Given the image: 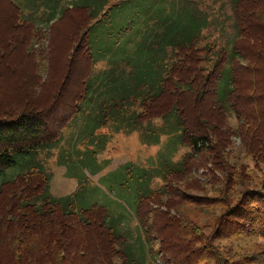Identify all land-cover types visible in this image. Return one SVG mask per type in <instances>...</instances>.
<instances>
[{
	"label": "trees",
	"instance_id": "16d2710c",
	"mask_svg": "<svg viewBox=\"0 0 264 264\" xmlns=\"http://www.w3.org/2000/svg\"><path fill=\"white\" fill-rule=\"evenodd\" d=\"M231 2L235 34L228 50L222 47L216 51L213 43L198 47L212 21L207 17L208 12L200 7L196 11L194 7L188 17L192 20L191 26H195L194 32L187 36L183 34L174 44L166 63L150 79L146 75L140 85L129 91L130 98H134L132 93H139L138 98L98 102L99 114L110 115L109 121L100 125L114 122L116 132H139L143 136L142 142L147 145L161 143V135L157 136L159 130L148 124L155 120L169 121L174 115L177 118L170 124L173 131L170 135L178 133L172 142L178 147L176 153L182 147L189 152L172 165L163 159V187L139 195L134 204L149 249L156 253L162 264H264V251L260 253L242 246L235 250L215 244L223 239L264 241V182L246 190L237 189L240 170L226 164L224 159L227 138L233 135L242 137L248 154L257 160L264 159V139L258 137L264 126V0ZM56 8L60 9L59 5ZM76 8L88 12L91 24L87 27L72 20L68 25L65 38L77 39V47L66 67L65 60L60 58V67L50 71L46 82L35 77L33 66L23 73L17 60L16 64L11 62L7 67L5 57L0 56V67L5 73L0 75V89L4 80L11 82L8 73L13 77L15 72L24 76V81H27L26 77L32 78L36 87L47 89L49 96L43 106L31 99L21 101L20 105L18 100L10 99L15 104L11 105L5 91H0V173L12 167L17 157L31 155L59 142L63 130L79 116L93 75L80 76L69 69L78 57L79 63L87 65L88 62L93 66L88 38L96 23L88 7ZM67 12L65 9L60 16V25ZM19 14L11 0H0V26L3 22L9 24L0 31V45L6 37L12 38L14 44L15 41L19 43V33L23 30L18 26ZM29 18L36 19V13L32 12ZM33 19L31 21L36 24ZM54 20L44 21L43 25L48 26ZM28 27L34 28L33 25ZM155 43L154 39L143 42V52L154 53L149 46ZM150 58H145L143 63L149 65ZM245 61L248 63L243 66ZM222 83H225L223 87ZM124 91L127 93L126 89ZM124 104H129L135 111H128L127 116L118 112L116 109L120 106L127 107ZM109 108L116 111L110 113ZM56 111L60 113L50 123L47 116ZM233 119L237 128L232 124ZM100 127L103 126H99V130ZM151 134L155 138H151ZM209 163L221 174L217 177L214 170L208 172L216 196L188 194L187 191L195 190L200 183L194 181L193 188L185 190L182 188L184 180L196 168L207 167ZM49 177L47 172L37 169L0 184V197H5V203L9 201L0 210V264H3V258L8 260L7 264L28 263L30 259L36 264H137L123 249L125 235L113 227L107 208L100 205L85 209L68 207L51 195ZM142 179L143 176L138 181ZM173 184H176L173 187L176 196L170 190ZM156 196H174L177 201L163 202L166 212L156 209L144 218L143 206ZM186 203L218 209L220 215H213L215 226L200 227L192 222L179 211Z\"/></svg>",
	"mask_w": 264,
	"mask_h": 264
},
{
	"label": "rangeland",
	"instance_id": "374dc122",
	"mask_svg": "<svg viewBox=\"0 0 264 264\" xmlns=\"http://www.w3.org/2000/svg\"><path fill=\"white\" fill-rule=\"evenodd\" d=\"M11 1L20 11L18 26H22L23 30L19 33V43L15 41L14 44L12 38L6 37L0 45V56L2 59L5 57L4 63L7 67L8 64H12L11 62L16 64L15 60L18 65L20 64V72L24 73L27 67L32 69L33 66L35 77H38L37 79L42 83L47 81L52 69L55 71L60 67V58L65 60L64 67H66L77 47V39L72 41L68 37L65 38L69 32L68 25L72 24V20L87 27L91 24L88 12L76 8V6H85L88 7L94 17L93 22L96 23L88 38L93 53V66L88 62L87 65L79 63L78 57L69 72L72 70L80 76L92 74L93 78L88 94L82 102L79 116L63 130L62 139L53 146L40 149L31 155L17 157L12 167L0 173V184L29 171L38 169L47 172L50 176V193L54 199H59L68 207L77 209H85L93 205L107 208L113 227L125 235L126 245L123 249L131 259L137 264H162L161 259L155 256L156 253L149 249L144 230L140 227L135 214L134 204L139 195L163 187L164 182L161 177L163 159L172 165V162L181 160L189 152L187 148L182 147L176 153L178 147L172 142L177 139L178 133L170 135L173 132L170 124L175 123L177 118L174 115L170 116L172 119L169 121L155 120L152 124L144 123L155 126L159 130L157 136L161 135L159 145H147L142 142L143 136L139 132H116L114 122L100 125L107 123L110 115L105 117L104 114H99L98 102L131 101L138 98L139 93H132L134 98H130L129 91L140 85L146 75L150 79L160 66L166 63L174 44L183 34L187 36L194 32L195 26H191L192 20L188 19L189 13H192L190 10L194 7L196 11H198L197 7H200L201 10L208 12L207 17L212 21L211 27L205 31L198 47L203 48L207 43H213L216 45V51L222 47L228 50L235 34L233 26L235 17L231 0ZM57 5L60 9L56 8ZM65 9L69 12L64 18L63 25H60V16ZM32 12L36 13V19L29 18ZM26 18L30 20L27 21ZM51 18L55 20L50 25H43ZM31 19L36 24H33ZM65 20H67L66 24H64ZM8 25L3 22L0 31ZM32 25L34 28L28 27ZM85 29H82L80 36ZM149 39H154L156 42L153 46H149L154 53L143 52L145 47L142 43ZM217 53L215 55H218ZM147 57H152L149 65L143 63ZM247 63L245 61L243 66ZM2 74L5 75L0 67V75ZM12 75L14 80L11 73H8L11 82L4 80L0 89L9 97L8 104L15 105L10 99L18 100V105L21 101L26 102L30 99L39 106L49 101V96L46 95L47 89L36 87L32 78L26 77L27 81H24V76L15 72ZM224 84L222 83L221 87ZM64 99L65 95L62 101ZM124 106L127 107L120 106L116 110L123 112L125 116L128 111L131 113L135 111L129 104ZM109 110L110 113L116 111L113 108ZM58 113L60 112L50 113L47 116L48 121L52 123ZM232 124L235 128L238 127L234 119ZM99 126L103 127L99 130ZM149 136L155 138L153 134ZM258 137L264 139V126L259 131ZM227 141L228 146L224 148L226 164L240 170L238 174L235 169L240 178V181L236 182L239 183L236 188L241 187L246 190L248 187L260 186L264 182V159L257 160L256 157L248 154L239 135L230 136ZM213 170L210 163L207 167L199 166L188 179L184 180L182 188L192 189L194 181H198L200 186L195 190L187 191L188 194L216 196V188L209 182L210 173L208 174ZM213 174L217 177L221 176L217 170H214ZM141 176L144 179L138 181ZM175 186L176 184H173L170 188L175 192L174 196H176V191L173 189ZM75 192V196L69 199L68 197ZM169 196L168 198L156 196L155 199L148 201L143 206V217L148 218L150 211L156 209L166 212L163 202L177 201L176 197ZM6 203L5 197H0L1 211ZM179 211L200 227L215 226L213 215H220L218 209H206L189 203L181 207V210L179 208ZM171 213L174 214V211ZM215 244L233 247L235 250L242 246L260 253L264 251V241L257 239L241 241L223 239ZM1 261L3 264L8 262L4 258ZM28 263L36 264L32 259L28 260Z\"/></svg>",
	"mask_w": 264,
	"mask_h": 264
}]
</instances>
